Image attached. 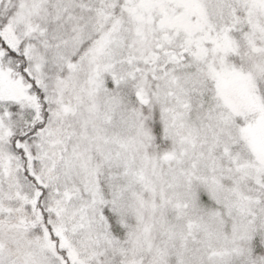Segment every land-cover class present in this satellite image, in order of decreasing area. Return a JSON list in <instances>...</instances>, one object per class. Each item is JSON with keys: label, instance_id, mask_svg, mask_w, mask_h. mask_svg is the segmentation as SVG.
I'll use <instances>...</instances> for the list:
<instances>
[{"label": "snow or ice", "instance_id": "6c2138e0", "mask_svg": "<svg viewBox=\"0 0 264 264\" xmlns=\"http://www.w3.org/2000/svg\"><path fill=\"white\" fill-rule=\"evenodd\" d=\"M0 264H264V0H0Z\"/></svg>", "mask_w": 264, "mask_h": 264}]
</instances>
